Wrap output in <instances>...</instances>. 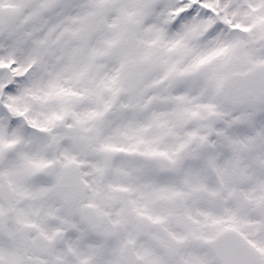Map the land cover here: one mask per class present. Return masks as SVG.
I'll use <instances>...</instances> for the list:
<instances>
[{"label":"snow or ice","instance_id":"6c2138e0","mask_svg":"<svg viewBox=\"0 0 264 264\" xmlns=\"http://www.w3.org/2000/svg\"><path fill=\"white\" fill-rule=\"evenodd\" d=\"M0 264H264V0H0Z\"/></svg>","mask_w":264,"mask_h":264}]
</instances>
